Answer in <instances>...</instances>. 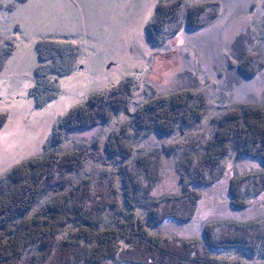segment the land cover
Returning a JSON list of instances; mask_svg holds the SVG:
<instances>
[{
  "label": "rangeland",
  "instance_id": "rangeland-1",
  "mask_svg": "<svg viewBox=\"0 0 264 264\" xmlns=\"http://www.w3.org/2000/svg\"><path fill=\"white\" fill-rule=\"evenodd\" d=\"M169 1L173 0H0V116H8L0 128V175L47 151L64 154L98 143L102 155L70 174V182L107 172L119 178V192L124 194V162L105 154V142L127 123L130 111L133 114L149 98L192 90L206 96L209 106L202 120L165 136L134 135L129 141L133 155L126 161L160 154V177L148 195H140L142 203L187 189L188 180L179 169L187 151L177 144L202 132L211 138L215 121L230 110L264 105V0H184L187 6L217 1L218 15L204 27L183 26L172 36L153 41L148 25L157 6ZM249 56L263 64L254 75L240 68ZM129 79L136 85L129 110L116 113L109 124L77 130L58 147L50 146L51 133L64 114ZM225 167L217 183L192 186L200 200L189 223L175 219L149 223L141 206L137 214L153 235L181 242L200 239L206 247L204 229L209 225L264 224V190L248 197L242 210L231 205L228 195L233 176L264 173V163L233 152ZM64 188L49 190L36 207ZM120 216L107 215L105 224H115ZM208 250L216 264H264V254L241 248ZM111 264L125 263L114 259Z\"/></svg>",
  "mask_w": 264,
  "mask_h": 264
},
{
  "label": "trees",
  "instance_id": "trees-1",
  "mask_svg": "<svg viewBox=\"0 0 264 264\" xmlns=\"http://www.w3.org/2000/svg\"><path fill=\"white\" fill-rule=\"evenodd\" d=\"M219 2L204 1L187 6L184 0L160 3L148 34L161 41L183 26L204 27L218 15ZM261 61L249 56L241 70L254 75ZM134 81L125 80L107 92L96 93L89 105H78L64 114L51 133L53 148L77 130H90L109 124L114 115L129 110L134 97ZM206 96L192 90L154 96L135 108L127 123L105 142V154L120 156L124 162L120 194L117 177L107 172L87 176L73 183L69 175L80 172L89 159L102 155L94 143L82 150L64 154L47 151L21 161L0 175V264H216L208 249L241 248L253 255L264 254V224H216L204 229L205 241H180L161 234L153 235L146 221L137 214L143 207L155 224L166 219L189 223L200 200L192 186L213 185L225 172V159L235 152L239 157L264 163V105H245L218 118L211 138L198 133L177 144L187 151L179 162L187 178V189L142 203L160 177V154L141 155L132 163L134 135L173 134L178 128L198 124L208 108ZM0 116V128L7 122ZM184 179V178H183ZM65 187L36 207L49 190ZM264 190V173L235 175L228 186L231 205L246 208V199ZM32 214L27 215V213ZM121 215L115 224L106 225L107 215ZM74 223L75 227L69 229ZM64 232V236L61 234ZM127 246H124V245ZM209 247V248H208Z\"/></svg>",
  "mask_w": 264,
  "mask_h": 264
}]
</instances>
